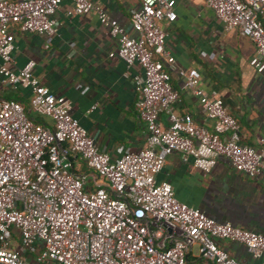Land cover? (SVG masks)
I'll use <instances>...</instances> for the list:
<instances>
[{"label":"built area","instance_id":"built-area-1","mask_svg":"<svg viewBox=\"0 0 264 264\" xmlns=\"http://www.w3.org/2000/svg\"><path fill=\"white\" fill-rule=\"evenodd\" d=\"M62 1L0 0V85L30 90L26 107L0 96V264H243L220 240L242 244L264 264V231L216 221L179 201L171 184L155 177L172 152L202 171L220 156L247 177L264 170V146L241 141L239 123L217 91L201 86L196 68L176 65L166 47L160 23L175 19L177 0H139L129 16L130 31L99 3L68 0L65 14L92 11L107 29L115 41L109 57L140 69L133 76V109L145 127L144 145L116 159L98 148L69 101L34 75V60L14 66L15 34L55 33ZM204 3L224 31L237 29L250 39L248 63L263 72L264 0ZM172 71L179 87L196 97L210 128L177 111ZM31 112L48 121H37ZM256 141L263 145L264 137ZM78 159L86 172L74 169Z\"/></svg>","mask_w":264,"mask_h":264},{"label":"crops","instance_id":"crops-1","mask_svg":"<svg viewBox=\"0 0 264 264\" xmlns=\"http://www.w3.org/2000/svg\"><path fill=\"white\" fill-rule=\"evenodd\" d=\"M93 1L130 31L129 16L139 0ZM69 6L70 2L64 0L55 12V33L15 34L14 66L34 60V75L49 90L69 101L72 115L89 131L98 148L116 159L144 145L145 127L133 109V76L140 69L136 63L126 67L119 58L108 56L115 41L99 25L94 12L67 15L65 10ZM175 12L174 20H164L160 25L176 65L196 68L201 86L217 91L238 121L243 143L264 146L256 141L259 136L264 137V71L257 73L248 63L253 53L252 42L237 29L224 31L204 0H177ZM170 82L178 89L177 111L190 113L197 123L210 128L211 121L200 111L196 97L179 87L174 71ZM29 95L27 88L10 90L0 85L1 97L15 98L25 107ZM30 114L48 121L43 115ZM160 120L165 122L163 114ZM74 169L86 172L80 159L75 161ZM155 177L168 181L179 201L202 209L216 221L264 231V170L247 177L220 156L210 170L202 171L183 161L180 153L172 152ZM219 245L243 264L259 262L238 242L220 240Z\"/></svg>","mask_w":264,"mask_h":264},{"label":"trees","instance_id":"trees-1","mask_svg":"<svg viewBox=\"0 0 264 264\" xmlns=\"http://www.w3.org/2000/svg\"><path fill=\"white\" fill-rule=\"evenodd\" d=\"M36 120H37V121H41V122H43V120H41V119H36ZM195 262H196L197 264H202V261H201L200 259H196Z\"/></svg>","mask_w":264,"mask_h":264}]
</instances>
